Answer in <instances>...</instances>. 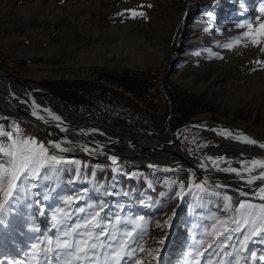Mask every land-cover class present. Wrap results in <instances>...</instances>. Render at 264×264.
<instances>
[{"label":"rangeland","instance_id":"rangeland-1","mask_svg":"<svg viewBox=\"0 0 264 264\" xmlns=\"http://www.w3.org/2000/svg\"><path fill=\"white\" fill-rule=\"evenodd\" d=\"M261 4L264 0H0V69L12 79H37L96 121L163 136L168 121L180 134L178 145L191 154L200 143L199 165L220 167L229 159L210 147L207 122L242 123L240 129L264 140ZM49 7L60 14H40ZM50 70L62 76L44 74ZM34 71L42 76L34 77ZM152 84L153 95L142 97ZM4 108L0 102V128L14 139L34 138L61 162L28 182L0 216V264H48L49 248L60 252L53 264H264V234L252 235L251 223L264 206L259 194H241L235 203L238 191L221 190L197 175L184 192L187 168L72 156ZM9 142L0 137V144ZM248 160L246 169L260 170ZM86 233L96 248L90 259L76 261L69 253L75 241L89 239ZM65 239L73 242L72 250L57 249Z\"/></svg>","mask_w":264,"mask_h":264},{"label":"bare ground","instance_id":"bare-ground-1","mask_svg":"<svg viewBox=\"0 0 264 264\" xmlns=\"http://www.w3.org/2000/svg\"><path fill=\"white\" fill-rule=\"evenodd\" d=\"M52 10L53 9L49 7L46 8L45 13L41 12L40 14L43 16L50 15L49 18H54L55 14L59 15V12H61L60 10H57L56 13H54ZM186 11H188V9H186ZM35 17L40 16L38 15ZM182 18L183 21H186L187 19L184 14ZM198 38L199 37L193 39L194 42H196ZM50 71L44 72V74L54 75L55 77L58 75L62 76V74H59V71ZM36 73L39 77L42 76L38 71H34L31 75L38 78ZM68 73L69 71L63 75H67ZM77 74H79V72ZM11 77L0 69V102L5 105L6 108L4 109L12 116L18 117L31 123V125H34L43 136H46V133H49L51 138H54L63 145V148H71L74 152H79L81 155L89 153V155H91L90 157L94 160H98V157L102 158V156H107L109 153H117L124 156L127 160L126 163L141 164L146 167H151L147 166L149 164L147 161H155L164 164L170 169L178 167L187 168L189 174L193 171L195 175H205L209 179L221 182V186H217L238 191L240 194L255 195L258 194L260 187H264V180L262 179H255L252 184L247 183L249 179L264 172V168L260 167L259 171L254 170L257 172L256 175L254 171L246 169L244 163L246 159H249L251 163L253 160L264 161V148L260 147V145L264 144V140H259L254 135L240 129V127L243 126L242 123H239L236 126L239 128H236L228 125L207 122L208 129L203 130L210 139V147H217L219 151L216 152H220L221 156L225 155L229 161H225L220 167H216L210 162L202 167L199 165V160L200 158H204L202 155L198 156V153L196 152V150L201 149L200 143L196 142L192 145L194 153L191 154L186 147L178 145L179 143H177V141L180 140V134L175 133L176 131L170 130L168 121H166L167 134L165 133L163 136L162 133L153 132L156 134V139L152 140L151 138V140H148L149 136L154 137L152 136L154 134L144 131L133 132L126 126L112 125L106 121H96L92 115L87 116L83 112L74 111L68 104L58 100L55 95L53 96V94L49 92L42 83L36 81L37 79L33 81H31V79L16 80V78L12 79ZM154 86L155 84L148 85L147 93L143 92L141 96H150L154 91ZM152 87L153 90L151 89ZM10 91L14 97H11V95H5L6 92ZM141 96L140 98H142ZM140 98L139 100H141ZM16 101L19 102V105L16 104ZM156 101H159V99L157 98ZM18 107H20L21 110H19L20 108ZM253 111L255 112V110ZM36 112L45 119L47 124L43 125L39 119L36 118V116H38ZM58 112L60 114H58ZM56 117H59V120H57ZM61 117L70 122L72 127L65 126L60 119ZM51 123L52 125H50ZM55 125H61V131L59 129L56 130ZM57 133L63 135L65 138L63 136H58ZM124 137L133 141L127 142L126 139L123 140ZM144 138L146 141L136 142L137 140H144ZM162 138H171L172 141L167 143L164 142ZM245 138L254 140L256 143L249 144ZM50 143L53 145L52 142ZM222 143L225 144L224 148L220 147ZM99 148H101V150H99ZM65 150L66 149L63 151ZM205 160L208 161L207 159ZM236 162L240 163L238 168L235 164ZM251 166V168L255 169L257 165L252 164ZM234 168L236 169L235 172L224 170ZM237 172L240 174L237 175ZM234 186L245 187L248 190L250 187H253V190L257 191L243 193Z\"/></svg>","mask_w":264,"mask_h":264},{"label":"snow or ice","instance_id":"snow-or-ice-1","mask_svg":"<svg viewBox=\"0 0 264 264\" xmlns=\"http://www.w3.org/2000/svg\"><path fill=\"white\" fill-rule=\"evenodd\" d=\"M151 7V5H147ZM261 12L264 13V4H261ZM140 15L144 16L143 12H135L133 11V16ZM251 25H249L250 27ZM243 27V25H241ZM245 36L250 35L249 33H245ZM260 36L264 37V25H261ZM254 44L257 43V40L254 38L252 41ZM227 47H231V45H227ZM264 51V49H262ZM257 63H261V61H257ZM59 120V117H56ZM0 137H6L8 141L7 144H0V155H2L5 159L0 162V216L4 213L5 209L9 207L16 197L19 195L22 189H26V185L28 182L32 180H37L41 177V175L46 172L48 169L54 168L61 161L55 156L49 154L48 148L44 144L38 143L34 138H21L14 139L12 132H6L2 128H0ZM247 143L255 144L256 141L245 138ZM56 149L61 148V144L56 143L53 145ZM260 147L264 148V144L260 145ZM87 150V149H85ZM113 164L116 163L115 157H110ZM211 159V158H209ZM215 163V161H213ZM253 165H258L261 168H264V161H252ZM203 167V164L201 165ZM225 171H236V169H224ZM252 171V169H249ZM240 173L237 172V175ZM255 179L264 180V172H261L259 176H254L252 179L247 181L248 184H252ZM35 187V185H32ZM197 187H200L197 185ZM258 194L261 199H264V187H260L258 190ZM243 207V205H241ZM99 216V213H96L95 216L92 217V220H95ZM55 220V217H53ZM171 219V217H169ZM247 222V221H246ZM0 223H3V220L0 219ZM91 223V221H89ZM168 223V221H165ZM253 225L252 235H261L264 234V206L260 208V216L257 219H253L251 221ZM158 227H163V224H158ZM68 235V233H65ZM89 239H82L75 241V248L73 249V242L65 239L62 243L57 242V249L64 250H72L69 254L75 258L76 261H82L84 259H90L89 252L94 251L96 248V244L90 243L91 233H86ZM131 235V233H129ZM51 243V241H49ZM163 243V241H160ZM39 245H33V249L38 248ZM123 247V246H122ZM144 246H140V251H144ZM46 252H52L53 256L48 261V264H53L54 260H58L60 258V252L54 251L49 248L46 249ZM253 257L256 256V253H252ZM116 257L120 256V252L115 253ZM260 260L264 261V256L260 257ZM11 264V262H9ZM66 264H71V262H66ZM136 264H141V261L137 260Z\"/></svg>","mask_w":264,"mask_h":264},{"label":"water","instance_id":"water-1","mask_svg":"<svg viewBox=\"0 0 264 264\" xmlns=\"http://www.w3.org/2000/svg\"><path fill=\"white\" fill-rule=\"evenodd\" d=\"M184 22L185 21H183V25H184ZM5 95H11V97H14L13 96V94L11 93V91L10 92H6L5 93ZM10 99V98H9ZM10 100H12V99H10ZM16 104L17 105H19V102L18 101H16ZM18 108H20V107H18ZM30 109H31V107H29ZM19 110H21V108L19 109ZM31 110H33V109H31ZM34 111V110H33ZM17 112H20V111H17ZM36 114H37V112H36ZM38 115V114H37ZM36 118H38L39 119V121L43 124V125H45V124H47L46 122H45V119H43V117L42 116H40V115H38V116H36ZM50 125H52V123L50 124ZM60 126L61 125H55V128H58L59 130H61L60 129ZM152 134H154V133H152ZM147 135V134H146ZM152 136H154V137H151V136H149V140H151V138H152V140H155L156 138H155V136H156V134H154V135H152ZM46 138H48L49 139V141L50 142H52L53 143V145L54 144H56V143H59V141H57V140H55L54 138H51V135L49 134V133H46V136H45ZM60 144V143H59ZM63 145L61 144V148H63L62 147ZM54 149H56V148H54ZM63 149H66V150H68V152H69V154L70 155H72V156H76V157H83L81 154H75V153H71L73 150L71 149V148H63ZM58 151H61L60 149H57ZM65 150V151H66ZM70 150H72V151H70ZM99 150H101V148H99ZM104 152V151H103ZM86 156L85 157H87L88 159H90V158H92V157H90L91 155H89V153H84ZM105 154H107V153H105ZM113 154V155H112ZM110 157H115L116 158V163H126L127 162V160L124 158V156H122V154H117V153H109V154H107V156H102V158L100 157H98V160L99 161H102V162H105V163H111V164H113V162H112V160L110 159ZM150 160H153V159H150ZM115 163V164H116ZM147 163H149L147 166H156V165H160V166H163L164 164H162V163H160V162H155V161H147ZM193 172V171H192ZM192 172H190V174L188 175V181H187V184H186V188H185V190H184V192L185 191H187L188 189H189V187H190V185H191V178L195 175L194 174V172L192 173ZM196 173V172H195ZM197 174H198V172H197ZM203 182H205V183H207V184H209V185H214L215 187H217V185H220L221 186V182H219V181H214V180H212V179H209L207 176H205V175H201V174H198L197 175ZM234 187H236L238 190H240V191H242L243 193H247V192H255V191H257V190H253V187H250L249 188V190L248 189H246L245 187H238V186H234ZM218 188V187H217ZM227 189V188H226ZM221 190H224V188H222ZM225 191H227V190H225ZM228 192V191H227ZM184 195V194H183ZM182 195V196H183ZM243 196H241V194H240V192L238 193V195L236 196V198H235V203H237V201H239V199H241ZM245 197H248V194H246V196ZM175 225V224H174ZM174 226L172 225V231L174 230Z\"/></svg>","mask_w":264,"mask_h":264},{"label":"crops","instance_id":"crops-1","mask_svg":"<svg viewBox=\"0 0 264 264\" xmlns=\"http://www.w3.org/2000/svg\"><path fill=\"white\" fill-rule=\"evenodd\" d=\"M242 214H243L244 216H248V214H250V213L248 212L247 209H242ZM243 231H244V228H243ZM29 235H31V234H29ZM31 236H32V235H31Z\"/></svg>","mask_w":264,"mask_h":264}]
</instances>
